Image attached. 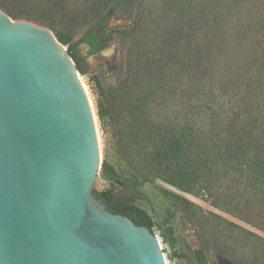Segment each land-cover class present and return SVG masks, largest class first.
Returning a JSON list of instances; mask_svg holds the SVG:
<instances>
[{
    "label": "water",
    "instance_id": "95a60500",
    "mask_svg": "<svg viewBox=\"0 0 264 264\" xmlns=\"http://www.w3.org/2000/svg\"><path fill=\"white\" fill-rule=\"evenodd\" d=\"M100 160L69 51L0 7V264H166L154 231L94 196Z\"/></svg>",
    "mask_w": 264,
    "mask_h": 264
},
{
    "label": "trees",
    "instance_id": "16d2710c",
    "mask_svg": "<svg viewBox=\"0 0 264 264\" xmlns=\"http://www.w3.org/2000/svg\"><path fill=\"white\" fill-rule=\"evenodd\" d=\"M33 1L38 7L26 0H0V6L14 19L24 18L48 26L61 43L69 44L78 70L87 74L85 59L77 47L81 43L89 45L88 55H92L110 43L107 24L113 6L123 0H93L81 11H68L64 0ZM227 4L226 0H174L169 8L164 6L157 12L156 27L150 26L145 18L146 26L137 24L135 46L118 87L108 97L101 88L98 117L102 124L109 121L113 127L118 150L132 173L126 178L105 161L102 173L111 180V185L100 191L93 189V194L110 212L128 216L152 231L155 225L152 216L118 195L117 183L132 188L160 178L189 193L205 184L214 190V195L219 183L227 182V176H231L245 185L244 191L250 193L252 201L264 200V120L252 125L242 107L232 112L224 108L212 112L207 101L215 102L219 96H214L209 88L205 94L198 91L201 84H207L205 79L199 82L195 76L190 83L185 82L211 54L209 44L203 39L199 41L196 33L200 31L203 38L212 35L213 24L221 17V13L215 17L216 10L220 5L225 10ZM52 14L60 20L67 16V28L64 29L66 22L62 27L55 24ZM78 26L85 29L72 42ZM101 26L103 31L98 32ZM195 56L198 57L193 60ZM186 83L191 88L199 87L190 91ZM216 195L218 205L231 196L227 192L226 198L220 200ZM163 237L166 242L167 236ZM196 253L200 259L204 258L201 251Z\"/></svg>",
    "mask_w": 264,
    "mask_h": 264
},
{
    "label": "rangeland",
    "instance_id": "374dc122",
    "mask_svg": "<svg viewBox=\"0 0 264 264\" xmlns=\"http://www.w3.org/2000/svg\"><path fill=\"white\" fill-rule=\"evenodd\" d=\"M64 1L68 11H81L93 2ZM173 1H120L113 6V15L107 24L110 43L92 55H88L89 45L81 43L77 47V52L85 59L88 70L87 74L80 73L94 112L100 146L101 160L96 175L102 184L96 188L99 191L111 185V180L102 173L105 161L126 178L132 173L128 161L118 150L113 127L109 125V121L102 124L98 117L97 102L103 96L101 88H104L108 97L122 80L130 52L135 46L134 33L137 24L146 26V18L150 26L156 27L154 20L158 19L157 12L164 6L169 8ZM226 1L228 4L225 10L222 5L216 10L215 17L220 13L221 17L213 24V34L209 33L208 37L203 38L200 31L196 33L199 41L203 39L209 44L211 54L185 82L190 83L195 76V80L198 78L199 82L204 78L207 84H201V89H198L199 85L191 88L186 84L190 91L197 88L205 94L209 88L214 96H219L215 102L207 101L211 106L210 111L220 112L224 108L232 112L242 107L248 120L256 126L257 122L264 120V0ZM26 2L38 7V3L33 0ZM52 15L55 24L62 27L66 22L67 16L61 14L62 21L58 15ZM66 24L64 29L68 26L67 22ZM149 28L146 27L147 30ZM84 29L85 27L77 29V35L72 42L79 38ZM155 29L153 28L154 31ZM147 40L149 39H144ZM63 45L66 50L69 49V44ZM206 110L208 111L207 108ZM221 115L224 116L223 111ZM227 180L219 183L214 195V190L205 184L189 193L160 178L132 188L117 183L115 192L143 207L152 216L155 222L153 231L160 238L166 264H263L264 200L260 198L261 200L252 201L250 193L244 191L245 185L241 181L231 176H227ZM165 189L170 193H166ZM227 192L231 195L228 201H221V205L216 204V194L223 200ZM163 235L168 238L166 242ZM198 250L204 255L203 259L198 257Z\"/></svg>",
    "mask_w": 264,
    "mask_h": 264
}]
</instances>
